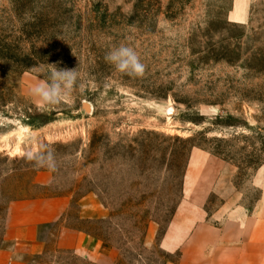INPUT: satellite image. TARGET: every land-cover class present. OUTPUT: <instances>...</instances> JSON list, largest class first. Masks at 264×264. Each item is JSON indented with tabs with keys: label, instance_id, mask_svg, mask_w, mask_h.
Returning <instances> with one entry per match:
<instances>
[{
	"label": "rangeland",
	"instance_id": "obj_1",
	"mask_svg": "<svg viewBox=\"0 0 264 264\" xmlns=\"http://www.w3.org/2000/svg\"><path fill=\"white\" fill-rule=\"evenodd\" d=\"M122 44L146 66L142 77L105 61ZM52 65L79 79L70 102L47 107L30 89ZM49 149L55 171L26 158ZM192 149L234 167L239 200L253 210L264 162V0H0V253L12 203H66L38 230L40 250L14 254V264L176 262L179 251L161 241ZM220 203L211 196L208 212ZM64 228L94 244L60 248Z\"/></svg>",
	"mask_w": 264,
	"mask_h": 264
},
{
	"label": "crops",
	"instance_id": "obj_2",
	"mask_svg": "<svg viewBox=\"0 0 264 264\" xmlns=\"http://www.w3.org/2000/svg\"><path fill=\"white\" fill-rule=\"evenodd\" d=\"M242 12V11H241ZM240 11L234 16L241 18ZM234 167L199 149H192L183 181V198L161 245L179 251V259L168 264H264V162L256 169L252 186L258 189L256 206L249 210L239 200L234 185ZM211 196L221 200L208 212ZM66 203L60 198L14 202L9 206L3 254L12 256L40 250L38 230L61 216ZM94 240L77 230L64 228L58 245L85 251Z\"/></svg>",
	"mask_w": 264,
	"mask_h": 264
},
{
	"label": "clouds",
	"instance_id": "obj_3",
	"mask_svg": "<svg viewBox=\"0 0 264 264\" xmlns=\"http://www.w3.org/2000/svg\"><path fill=\"white\" fill-rule=\"evenodd\" d=\"M116 71L130 77H142L146 66L142 63L134 48L120 45L108 51L104 57ZM79 74L77 69H58L52 65L46 80H41L34 85L30 92L32 96L39 99L42 105L55 107L61 103H68L72 99V93L77 88ZM29 161L34 162L36 167H47L51 171L56 170L55 153L52 150L39 153L29 152L26 156Z\"/></svg>",
	"mask_w": 264,
	"mask_h": 264
},
{
	"label": "trees",
	"instance_id": "obj_4",
	"mask_svg": "<svg viewBox=\"0 0 264 264\" xmlns=\"http://www.w3.org/2000/svg\"><path fill=\"white\" fill-rule=\"evenodd\" d=\"M46 122H47V121H38L36 124L44 125V124H46ZM260 165H261V164H260ZM260 165H259V166H260ZM259 166H258V167H259Z\"/></svg>",
	"mask_w": 264,
	"mask_h": 264
}]
</instances>
